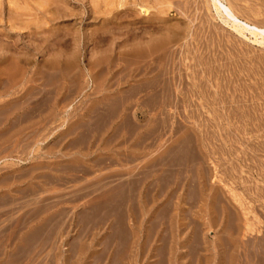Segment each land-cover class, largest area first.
<instances>
[{"label":"rangeland","instance_id":"rangeland-1","mask_svg":"<svg viewBox=\"0 0 264 264\" xmlns=\"http://www.w3.org/2000/svg\"><path fill=\"white\" fill-rule=\"evenodd\" d=\"M0 264H264V43L208 0H0Z\"/></svg>","mask_w":264,"mask_h":264},{"label":"bare ground","instance_id":"bare-ground-1","mask_svg":"<svg viewBox=\"0 0 264 264\" xmlns=\"http://www.w3.org/2000/svg\"><path fill=\"white\" fill-rule=\"evenodd\" d=\"M107 1V0H106ZM113 2V0H111ZM118 2V1H117ZM210 6L214 10L215 14L219 17L220 21L229 26L232 30L236 31L240 35L244 33L254 37L256 43H264V28L258 27L254 24L248 23L242 20L234 12L233 8L225 0H208ZM229 4H227V3ZM42 3V2H41ZM110 2H108V5ZM124 3V2H123ZM136 3V2H135ZM140 3V2H139ZM44 4V3H43ZM120 4V3H119ZM118 4V5H119ZM107 5V4H106ZM145 5V4H144ZM114 6V4L112 5ZM121 6V5H119ZM117 6V7H119ZM143 6V5H142ZM111 7V6H110ZM118 9V8H117ZM147 9V8H146ZM149 9V8H148ZM144 10V9H143ZM111 11V10H110ZM146 11V10H145ZM147 12V11H146ZM260 40V42L258 41ZM18 65V64H17ZM13 66V65H12ZM9 67V66H8ZM8 69V68H7ZM7 78V77H6ZM143 91V90H142ZM150 92V91H149ZM161 92V91H160ZM100 93V92H99ZM162 93V92H161ZM150 94V93H148ZM160 96V95H159ZM21 106V105H20ZM242 206V205H241ZM244 216V215H243ZM244 222V221H243ZM251 225V224H250ZM247 226V225H245ZM243 230V229H242ZM248 235V234H247ZM32 236V235H31ZM130 240V239H129ZM248 252V251H247Z\"/></svg>","mask_w":264,"mask_h":264}]
</instances>
